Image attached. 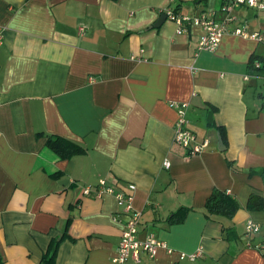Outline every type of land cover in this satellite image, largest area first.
<instances>
[{
	"label": "crops",
	"instance_id": "1",
	"mask_svg": "<svg viewBox=\"0 0 264 264\" xmlns=\"http://www.w3.org/2000/svg\"><path fill=\"white\" fill-rule=\"evenodd\" d=\"M227 1L0 0V264H42L53 240L55 264H116L127 215L113 194L83 193L101 178L135 184L138 237L170 247L122 264H264V207L247 205L264 198V84L251 64L264 40L234 33L264 35V7H234L215 50L169 14L220 18ZM174 100L189 102L202 152L174 141ZM50 136L81 149L63 158ZM214 189L238 200L233 216L206 214Z\"/></svg>",
	"mask_w": 264,
	"mask_h": 264
},
{
	"label": "built area",
	"instance_id": "2",
	"mask_svg": "<svg viewBox=\"0 0 264 264\" xmlns=\"http://www.w3.org/2000/svg\"><path fill=\"white\" fill-rule=\"evenodd\" d=\"M245 4L251 7L263 8L264 2L262 0H231L222 5V17L216 18L202 12L198 15H181L169 12V14L179 24V30L182 29L185 23H194L202 27L203 32L200 35L198 50H215L222 40L224 34L228 31V25L231 21L237 20V16L233 13L234 7ZM234 33L242 35L243 37H254L258 40H264V35L259 32H249L245 26H236ZM0 31V40L2 39ZM255 66H261V62H255ZM260 77L264 84V72L255 74ZM170 105L176 109L177 116L174 125V141L187 148L188 154L193 155L203 151L208 144V140L198 141L195 132L189 126V119L187 116L189 102L174 100ZM163 165L170 166V161L165 159ZM136 185L128 184L126 187H116L107 183L105 178H101L95 187L86 185L83 187V193L101 195L103 193H111L115 196L121 213L127 215L123 224L121 240L116 253L113 255V261L116 264H122L129 257L139 260L140 252L145 251L150 256H154L160 247H165L170 250V247L165 241L159 239L154 233H149L144 239L138 237L140 230V216L141 212L133 205L134 192ZM258 229V226L252 220L246 222V231L250 235ZM201 255V250L189 254L191 259ZM184 257V254L182 255Z\"/></svg>",
	"mask_w": 264,
	"mask_h": 264
},
{
	"label": "trees",
	"instance_id": "3",
	"mask_svg": "<svg viewBox=\"0 0 264 264\" xmlns=\"http://www.w3.org/2000/svg\"><path fill=\"white\" fill-rule=\"evenodd\" d=\"M261 62V66H255V62ZM253 73L261 74L264 72V56H253L251 59ZM223 138L226 140L225 131L222 127H219ZM48 145L61 157L68 158L81 147L74 141L61 137V136H50L48 139ZM264 174V169L261 171ZM248 207L251 210H261L264 207V198L263 196L252 194L248 201ZM206 214H223L228 216H233L235 212L239 209L240 204L237 199L228 195L226 192L219 189H214L210 196L206 200ZM182 220V219H181ZM60 240H53L49 245L47 252L42 258V264H55L58 247ZM262 249L264 252V240L262 241ZM1 261V259H0Z\"/></svg>",
	"mask_w": 264,
	"mask_h": 264
},
{
	"label": "water",
	"instance_id": "4",
	"mask_svg": "<svg viewBox=\"0 0 264 264\" xmlns=\"http://www.w3.org/2000/svg\"><path fill=\"white\" fill-rule=\"evenodd\" d=\"M165 15H166V14L163 13V14L159 17L158 21L160 22V21L162 20V18H163ZM220 144H223V142H222L221 139H220ZM223 147H224V146H223Z\"/></svg>",
	"mask_w": 264,
	"mask_h": 264
}]
</instances>
